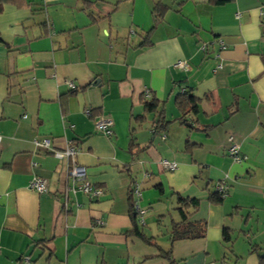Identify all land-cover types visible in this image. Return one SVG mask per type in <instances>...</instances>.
Listing matches in <instances>:
<instances>
[{"label": "crops", "instance_id": "obj_1", "mask_svg": "<svg viewBox=\"0 0 264 264\" xmlns=\"http://www.w3.org/2000/svg\"><path fill=\"white\" fill-rule=\"evenodd\" d=\"M159 2L168 11L139 47ZM261 6L264 0H0V264H170L160 255L168 251L178 264H259ZM183 90L197 100L184 117L176 100ZM151 97L158 125L159 112L143 103ZM100 117L113 121L112 136L95 130ZM229 136L242 162L228 155ZM42 137L53 150L75 146L77 163L103 194L69 191L70 162L36 146ZM162 159L177 168L164 169ZM33 176L46 181L45 193L28 187ZM217 183L226 185L220 202L208 196ZM135 185L148 241L130 231ZM176 194L198 200L188 220L205 222L204 237L171 241L181 220Z\"/></svg>", "mask_w": 264, "mask_h": 264}, {"label": "built area", "instance_id": "obj_2", "mask_svg": "<svg viewBox=\"0 0 264 264\" xmlns=\"http://www.w3.org/2000/svg\"><path fill=\"white\" fill-rule=\"evenodd\" d=\"M259 11L260 12L264 11V6L259 7ZM218 44L221 46V48H225L224 43L221 39L218 40ZM202 48H204V46ZM179 66L184 67L185 64L180 63ZM67 84L70 88H74L72 82H67ZM145 96L146 97L150 96L148 90H145ZM84 113L88 117L91 116L89 109H86ZM112 126H113V121L108 117H100L94 122L95 130L106 136H112L113 134ZM228 141H229V146L227 149L228 155L232 158L234 162H238V163L242 162L245 159V157L240 153L239 144L233 139V136H229ZM0 142H1V137H0ZM33 142L36 146L51 151L56 158H60V159L65 158L67 162H70L67 168V176L70 179V185L68 187V190L71 191L73 194L77 192H81L82 194H85L86 196L92 198H98L103 194L102 189L93 186L92 183L88 180L85 166L77 163L76 155L78 153V150L75 146L68 144L63 150L59 151V150H53L51 148V140L47 137L34 138ZM160 163L162 167L166 170L172 171L177 168L176 162L169 161L167 159H162ZM28 187L39 194L45 193L47 191L46 181L39 176H33L28 183ZM216 189L219 192H221L223 196L226 195V185L224 183L217 184ZM133 195L135 198L133 207L137 214V221L138 224L142 225L144 222V215L146 213V210L145 208L141 207L139 204L141 190L138 185L134 186Z\"/></svg>", "mask_w": 264, "mask_h": 264}, {"label": "trees", "instance_id": "obj_3", "mask_svg": "<svg viewBox=\"0 0 264 264\" xmlns=\"http://www.w3.org/2000/svg\"><path fill=\"white\" fill-rule=\"evenodd\" d=\"M224 0H215L216 3H222ZM168 11V6L162 4L161 2L156 3L153 8V21L150 28L144 33L141 42L139 43V47H144L146 45H149V36L153 29L163 20V17ZM264 62V57H263ZM178 83V82H177ZM72 93L76 92V89L71 90ZM152 98V97H151ZM176 100L178 105L180 106V109L182 111V117L185 116V114L188 113H195L197 111V100L196 98L189 93V91H181L178 92L176 95ZM144 106L147 111H153L159 112V120L156 121V125L160 124L161 122V111L158 109V103L154 100V98L149 100H144ZM92 116V114H91ZM155 128L157 126H154ZM156 130V129H155ZM219 184V183H217ZM216 184V185H217ZM216 185L214 186V191L210 192L208 194L209 199L215 202H220L222 198L224 197L221 192H219L216 189ZM134 188V187H133ZM133 188L129 191V214H130V220H131V229L130 231L135 233L136 235L142 237L143 239H146L145 236L142 234L140 230V224H138L137 221V214L134 210V195H133ZM176 199L179 204L178 206V212L181 216V220L179 223L172 224L171 231H170V239L171 241H174L176 239H185V238H198V237H204L205 235V222H190L188 220V215L191 214V211L189 212L188 209L192 208L193 212L196 210L198 206V200L197 199H188L180 196L179 194H176ZM192 212V213H193ZM224 240L229 239V234L227 233L226 229L223 233ZM148 241V239H146ZM163 258H166L170 264H178L177 261L174 260V258L171 256V252H162L160 254ZM259 264H264V255L259 254Z\"/></svg>", "mask_w": 264, "mask_h": 264}]
</instances>
